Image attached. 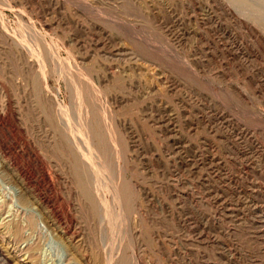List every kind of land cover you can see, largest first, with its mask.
Returning <instances> with one entry per match:
<instances>
[{
    "label": "rangeland",
    "instance_id": "1",
    "mask_svg": "<svg viewBox=\"0 0 264 264\" xmlns=\"http://www.w3.org/2000/svg\"><path fill=\"white\" fill-rule=\"evenodd\" d=\"M233 1L0 0V264H264V0Z\"/></svg>",
    "mask_w": 264,
    "mask_h": 264
},
{
    "label": "bare ground",
    "instance_id": "2",
    "mask_svg": "<svg viewBox=\"0 0 264 264\" xmlns=\"http://www.w3.org/2000/svg\"><path fill=\"white\" fill-rule=\"evenodd\" d=\"M234 1H237V0H234ZM233 1V2H234ZM239 1V0H238ZM240 1H245L247 2L246 0H240ZM260 1V0H259ZM249 2V1H248ZM247 2V3H248ZM250 3V2H249ZM236 4V3H235ZM243 4V3H242ZM252 5V8L254 6H257L252 3H250ZM249 4V5H250ZM259 4V3H257ZM234 5V3H233ZM239 5H241V3L239 2ZM238 5V7H239ZM245 6V5H243ZM242 6V7H243ZM259 6V5H258ZM264 6V5H263ZM241 8V7H240ZM246 8V7H245ZM250 8V7H249ZM256 8V7H255ZM242 9V8H241ZM258 9V8H257ZM248 10V9H247ZM251 10V9H250ZM253 10V9H252ZM258 11V10H257ZM254 14V13H253ZM259 14V13H257ZM262 16V15H261ZM256 20V19H255ZM264 20V18H263ZM263 20H257V22H260L262 26H264V21ZM23 25V24H22ZM18 38V37H17ZM22 38V37H21ZM23 43V42H22ZM55 44V43H54ZM23 46V45H22ZM50 46V45H49ZM43 55V54H42ZM43 57V56H42ZM58 67V66H57ZM64 70V69H63ZM59 71V70H58ZM71 75V74H70ZM78 95V94H77ZM72 96V95H71ZM84 102V101H83ZM105 109V108H104ZM59 110V109H58ZM68 111V110H67ZM115 113V112H114ZM76 117V116H75ZM104 117V116H103ZM70 118V117H69ZM106 119V118H105ZM107 122V121H106ZM80 123V122H79ZM81 124V123H80ZM68 126V125H67ZM63 127V126H62ZM66 127V126H65ZM74 135V134H73ZM86 137V135H85ZM68 140V139H67ZM69 141V140H68ZM78 142V141H77ZM41 147V146H40ZM71 151V154H72V159H73V163H74V169L75 171L73 172L74 173V176L76 178V180H78L79 182V186L81 187L82 191H83V194L85 195L86 199L89 201V203L91 204V206H94L96 204V200H95V196H94V193L92 191V188L90 186V178L88 179L87 175L83 172V170L81 169L80 165H79V162H78V159L76 157V155L74 154V150H70ZM95 151V150H94ZM97 151V150H96ZM118 155V154H117ZM104 174V173H103ZM112 175V174H111ZM117 185V184H116ZM110 203V202H109ZM92 210V209H91ZM106 212V211H105ZM99 214V213H98ZM91 216V215H90ZM122 218V217H121ZM118 235V234H117ZM119 239V238H118ZM103 241V240H102ZM98 248V247H97ZM107 248V247H106ZM96 249V248H95Z\"/></svg>",
    "mask_w": 264,
    "mask_h": 264
}]
</instances>
